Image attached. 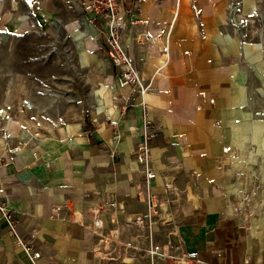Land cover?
I'll return each mask as SVG.
<instances>
[{
	"label": "crops",
	"instance_id": "obj_1",
	"mask_svg": "<svg viewBox=\"0 0 264 264\" xmlns=\"http://www.w3.org/2000/svg\"><path fill=\"white\" fill-rule=\"evenodd\" d=\"M123 9L144 95L120 85L88 0H0V202L40 253L0 218V264H264V214L236 208L256 185L247 170L262 168L264 0ZM146 123L153 224L135 158ZM151 243L171 257L141 260Z\"/></svg>",
	"mask_w": 264,
	"mask_h": 264
},
{
	"label": "built area",
	"instance_id": "obj_2",
	"mask_svg": "<svg viewBox=\"0 0 264 264\" xmlns=\"http://www.w3.org/2000/svg\"><path fill=\"white\" fill-rule=\"evenodd\" d=\"M133 8L138 9L143 0H130ZM124 0H88V9L93 14L92 22L100 30L105 38L106 53L115 68L120 70L119 83L122 87L131 86L134 90L144 95L149 86L144 85L139 79L134 68L130 64L129 55L122 43V35L128 29L131 21L128 20L123 9ZM134 40L138 45L145 44L152 40L150 32L136 33ZM112 126H117L113 121H110ZM154 132L146 123L144 126V138L139 143L135 158L142 166V190L140 192V199L146 204L145 217L150 224H153L158 219L159 209L161 207L160 196L154 191L153 180L156 178L155 171L151 168L152 147L150 144L151 137ZM3 195L4 190L0 189ZM0 218L6 219L11 232L18 239L19 243L24 245L27 254L31 258L40 256L39 252H35L31 247L26 246L20 240L17 232L16 223L13 221L10 210L8 209L6 201L0 202ZM143 220V219H141ZM148 254L153 258L160 257L168 259L171 256L165 253L161 246L151 243L147 249ZM189 259H197L194 254L182 255L180 261H188Z\"/></svg>",
	"mask_w": 264,
	"mask_h": 264
},
{
	"label": "rangeland",
	"instance_id": "obj_3",
	"mask_svg": "<svg viewBox=\"0 0 264 264\" xmlns=\"http://www.w3.org/2000/svg\"><path fill=\"white\" fill-rule=\"evenodd\" d=\"M260 31H261V36H262L261 42L264 43V19L262 20V23H260ZM5 45H3L2 47L3 49L2 51L10 50L9 54H11V50L12 49L14 50V43H6ZM4 61L7 64L11 65V63L9 62L7 58L3 60V63L1 65L5 63ZM12 64H13V60H12ZM2 69H4V67H0V81L4 80V75H2ZM7 76L10 77L11 79H13L14 77L13 74H10ZM254 161H256L257 165L259 162H261L262 168H260L259 170H247V179L249 182H251V180H255L256 185L248 184L247 187H245L246 188L245 194L248 195L247 204H241V206H236L237 210H241V214H243V216L245 217L247 216L248 218L250 216H258V215L264 214V153L260 154L258 157L257 156L255 157L254 155ZM249 196H251L252 198H250ZM248 218L246 219L248 220ZM139 252L142 253L143 251L139 249ZM144 253L145 252H143L142 254ZM142 259L144 261H151L152 257L151 256L147 257L146 255L145 256L142 255L141 260Z\"/></svg>",
	"mask_w": 264,
	"mask_h": 264
}]
</instances>
